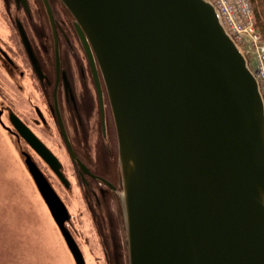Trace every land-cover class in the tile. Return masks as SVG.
Segmentation results:
<instances>
[{"label": "water", "instance_id": "95a60500", "mask_svg": "<svg viewBox=\"0 0 264 264\" xmlns=\"http://www.w3.org/2000/svg\"><path fill=\"white\" fill-rule=\"evenodd\" d=\"M59 1L87 32L109 93L128 264H264V101L216 8ZM25 164L84 264L64 203Z\"/></svg>", "mask_w": 264, "mask_h": 264}, {"label": "flooded vegetation", "instance_id": "af4514ba", "mask_svg": "<svg viewBox=\"0 0 264 264\" xmlns=\"http://www.w3.org/2000/svg\"><path fill=\"white\" fill-rule=\"evenodd\" d=\"M0 125L64 202L85 264H128L107 86L59 0H0Z\"/></svg>", "mask_w": 264, "mask_h": 264}, {"label": "rangeland", "instance_id": "374dc122", "mask_svg": "<svg viewBox=\"0 0 264 264\" xmlns=\"http://www.w3.org/2000/svg\"><path fill=\"white\" fill-rule=\"evenodd\" d=\"M48 217L10 135L0 126V264H70Z\"/></svg>", "mask_w": 264, "mask_h": 264}, {"label": "built area", "instance_id": "2783aa9c", "mask_svg": "<svg viewBox=\"0 0 264 264\" xmlns=\"http://www.w3.org/2000/svg\"><path fill=\"white\" fill-rule=\"evenodd\" d=\"M234 38L257 59V75L264 92V40L253 25L249 0H214Z\"/></svg>", "mask_w": 264, "mask_h": 264}, {"label": "trees", "instance_id": "16d2710c", "mask_svg": "<svg viewBox=\"0 0 264 264\" xmlns=\"http://www.w3.org/2000/svg\"><path fill=\"white\" fill-rule=\"evenodd\" d=\"M255 25L264 34V0H252Z\"/></svg>", "mask_w": 264, "mask_h": 264}]
</instances>
